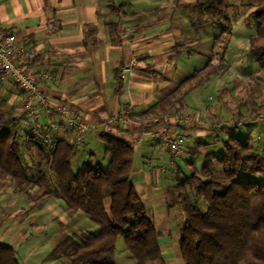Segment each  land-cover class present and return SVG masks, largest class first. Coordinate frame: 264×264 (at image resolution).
Returning <instances> with one entry per match:
<instances>
[{"label":"crops","instance_id":"obj_1","mask_svg":"<svg viewBox=\"0 0 264 264\" xmlns=\"http://www.w3.org/2000/svg\"><path fill=\"white\" fill-rule=\"evenodd\" d=\"M119 1L122 3L117 6V0H0V26L3 32L15 33L29 50L38 51L31 63L32 68L54 75L53 80L42 86L45 96L49 98L51 106L60 102L70 104L76 114L91 125L85 144L90 141L95 144L101 140L100 134L104 131L98 124L112 116L121 115L125 107L132 104L131 123L125 125L124 121H120L119 131L115 135L133 143L135 150L152 154L147 160L148 170L137 168L133 170V175L142 177L145 184H159L162 173L168 170L185 174L184 168L194 165L192 160L197 157L198 150L200 154V148L212 147V132L215 130L197 129L194 125L175 126V133L185 130L191 135L179 159H174L155 138L154 132L163 130L165 126L163 117L166 114L160 115V101L183 91V81L193 72L180 67L178 61L186 53L185 44L176 42V31L170 30L169 17L159 14L161 8H153L149 0ZM159 1L154 3L155 6L160 7ZM182 3L195 2L182 0ZM250 41L243 44L247 52ZM227 51L228 47L225 56L232 70L234 64L240 63V53L236 52L234 60H231L227 57ZM212 52L196 51L195 55L206 56L209 61ZM224 75L227 78L229 76L219 72L211 77L217 78L216 85L221 91ZM240 77L239 71L234 78L237 80ZM8 81L13 82L11 79ZM8 81L0 83V104L3 102L15 110L21 91L16 84L14 88ZM120 82L122 85L118 89ZM200 87L189 92L182 103L174 105L170 111L203 114L215 119L223 117V100L220 106L202 105L195 95ZM262 104L264 90L249 103L239 101L237 111L232 115L247 117L246 114L260 110L258 106ZM55 119L60 122L57 137L72 140L73 130L60 117L55 116ZM25 123L19 117L18 120L0 119V129L2 125L7 130L14 129V133L20 137L17 127L20 124L24 128L27 141L24 148L22 143L19 142V145L22 162L26 165L30 179L29 185L24 183L26 185L21 186L19 181L1 174V170L0 180L7 188L14 186L15 192L18 190L21 194H28L35 207L42 209L47 205L55 215V221L66 224L65 218L75 213L67 211L66 203L58 193L59 187L55 184V174L46 164L45 150L29 141L27 133L30 123L23 127ZM140 136L142 143L137 142ZM205 151L207 158L211 153L208 152L210 150ZM93 156L94 153H91V160ZM137 179L133 181L135 187ZM18 184L19 188L16 186Z\"/></svg>","mask_w":264,"mask_h":264},{"label":"trees","instance_id":"obj_2","mask_svg":"<svg viewBox=\"0 0 264 264\" xmlns=\"http://www.w3.org/2000/svg\"><path fill=\"white\" fill-rule=\"evenodd\" d=\"M250 2L257 32L250 41L249 52L264 65V0ZM194 9L201 18L219 27L220 34L215 38L209 61L183 81V91L160 101V115L167 114L174 105L181 104L189 92L219 73L220 68L212 62L215 53L220 54L223 63L227 62L225 53L232 35V22L226 1L195 0ZM217 45L220 51H216ZM121 85L120 82L118 89ZM15 108L17 111L19 106L15 104ZM0 119L4 121L5 116L1 114ZM1 127V174L21 184L28 183L30 179L22 162L18 136L14 129ZM27 137L45 150L46 164L55 174V184L67 211L71 214L82 211L101 228L96 234L66 235L54 247L50 259L63 258V264H115L117 239L123 236L136 264H165L161 235L132 181L133 143L103 132L100 138L105 143L107 166L89 160L75 169L73 158L78 146L71 140L57 137L54 148L49 150L31 137L30 132ZM215 162L222 165L219 171L213 169ZM193 170L185 179L179 178L175 187L186 214L180 241L184 264H264V181L251 179L264 173V158L256 151L252 139L230 137L224 151L207 156L201 174ZM178 175L181 176L180 172ZM242 175L248 178L239 179ZM193 190L206 202V210L192 199ZM0 264H19L12 246L0 243Z\"/></svg>","mask_w":264,"mask_h":264},{"label":"rangeland","instance_id":"obj_3","mask_svg":"<svg viewBox=\"0 0 264 264\" xmlns=\"http://www.w3.org/2000/svg\"><path fill=\"white\" fill-rule=\"evenodd\" d=\"M156 1L149 0V3L153 4V8H161L158 10L160 15H165L166 18L169 17L168 24L172 27L170 30L176 31V42L185 44L186 53L178 61L180 67L189 72L203 68L208 58L206 56L195 55V53L196 51L212 52L213 46L215 47V38L220 34V28L197 15L194 4L182 3V0H158L161 5L157 7L155 4L158 1ZM225 1L229 6L228 13L232 22L233 35L227 45V57L234 60L233 56L235 53H240L238 58L240 63L234 64L231 70L230 66H227V62L223 63L221 61L220 54L215 53L212 62L220 68L219 72L229 75V72L232 71L228 78L224 75L225 79L223 80L222 91L217 88L216 77L211 78L205 85L195 91L196 97H199L200 103L205 106H220L223 100L225 114L223 117H217V120L222 121L223 125L215 128L196 127L197 129L200 127V129L207 131L215 130L212 132V140H214L212 147L204 146L200 148V154L198 150L197 157L192 160L194 161V165H192L194 168L192 166L190 167L192 169L184 168L186 175L181 174L179 177L177 173L168 170L165 174L164 172L162 173L163 178L161 182L159 184L155 182L154 185L145 184L142 181V177H138L136 174L132 176V181L138 178L136 183L137 192L146 206L148 216L155 222L156 228L161 235L160 244L165 264H184L180 252V241L182 229L186 224V214L181 196L175 187L178 184L179 178L185 179L186 176H189L194 171L193 169L198 174L203 172L207 154L205 150H210L208 151L209 153L218 155L224 151L225 142L230 137L239 139L251 138L256 151L264 158V122L225 125L229 122L234 123L239 120H249L251 115L256 111L246 114L247 117H235L232 114L237 111L239 101L245 100L249 103L256 96L262 94L264 90V65H260L254 56L250 52L245 51L243 47V44L249 42L257 32V21L251 16V11H253L254 7L250 0ZM121 3L119 0L116 2L117 6ZM220 50V46L217 45L216 51ZM239 71L242 77L235 80L234 77L238 75ZM251 76H253L252 79ZM8 82L15 88V83ZM18 98L20 99V96ZM19 99L16 100L17 105L20 101ZM258 107L262 109L264 108V104ZM17 111L16 108L15 110L11 109L3 102L0 104V113L5 116V120H12L14 116L22 119L19 111ZM199 116L203 117V114ZM204 117L207 120L215 119L207 115ZM27 123L23 127H26ZM17 130L21 134L18 137V141L23 144L22 148H24V143L27 141L24 128L19 124ZM1 131L2 129H0V133ZM188 134L191 139L190 133ZM90 143L91 141L78 146V153L73 159L75 169H78L83 162L91 160V153H94V163H100L104 167L107 166V159L104 156L105 143L102 140H97L95 144ZM151 155L150 152L146 154L136 149L134 170L137 168L148 170L147 160ZM221 168L222 165L215 162L213 169L219 171ZM246 178H248L247 175H242L239 179ZM251 179L264 181V173L252 176ZM27 184L29 185V183ZM19 185L16 186L19 188ZM22 185L25 186L26 184L22 183ZM13 188L14 186L7 188L6 184H3L0 180V243L12 246L16 250L19 264H63V258L59 260L49 258L50 253L62 238L74 233L79 235L83 232L96 234L101 230L100 226L82 211L75 213L70 218H65L66 224H60L58 223L59 221H55V215L53 216L47 205L39 209V207H35L31 203L28 194H21L18 190L15 192ZM191 197L203 210H206V202L204 199L198 198L194 190L191 191ZM114 260L115 264H136L123 236H119L117 239Z\"/></svg>","mask_w":264,"mask_h":264},{"label":"built area","instance_id":"obj_4","mask_svg":"<svg viewBox=\"0 0 264 264\" xmlns=\"http://www.w3.org/2000/svg\"><path fill=\"white\" fill-rule=\"evenodd\" d=\"M38 55V51L29 50L13 32H3L0 26V83L11 79L21 91L19 115L24 122L30 123V135L46 149L54 148L57 141V131L60 122L55 119L60 117L66 126L74 132L71 142L77 146L85 142L91 125L79 117L70 104L60 102L51 106L49 98L45 96L42 86L54 75L49 72H39L32 68L31 63ZM133 105L125 107L121 115L107 118L98 124L104 132L116 134L119 131L120 121L128 125L132 121ZM253 117V118H252ZM264 120V108L251 115L249 120H239L225 125H242L248 122ZM164 129L155 131V138L161 142L171 153L174 159L181 158L187 143L190 140L185 130L174 132L175 126L187 125L215 128L223 125L217 119L207 120L204 116L186 114L180 110L170 111L163 117ZM142 143V137L137 139Z\"/></svg>","mask_w":264,"mask_h":264}]
</instances>
